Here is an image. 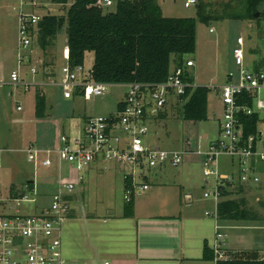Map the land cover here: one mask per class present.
I'll list each match as a JSON object with an SVG mask.
<instances>
[{
	"label": "rangeland",
	"instance_id": "rangeland-1",
	"mask_svg": "<svg viewBox=\"0 0 264 264\" xmlns=\"http://www.w3.org/2000/svg\"><path fill=\"white\" fill-rule=\"evenodd\" d=\"M157 1L166 17L197 18L196 5L185 7L187 0ZM208 1L217 9H222L229 0ZM12 2L20 9V0H12ZM69 7L70 4L61 6L43 0L36 9L30 5H25L23 9L26 13L36 12L37 15L44 17L45 15L66 16ZM109 11H115V9ZM5 14L7 33H10V22L14 21L15 11L13 8H8ZM240 36H243L246 42V63L249 68H254L253 64L264 58V22L259 26L253 21L229 19L213 21L210 25L198 21L196 52L185 55L183 61L185 64L188 60L194 62V66L188 68V72L194 78L195 86L211 88L208 96V119L198 122L185 120L180 111L182 106L178 105L172 97L165 115L162 118H156L158 115L151 117L147 122L149 133L145 137L146 142L159 146L163 150L185 153L186 164L177 168L169 167L163 171L179 180L182 176L187 177L195 186V200L200 201L198 204L204 203L202 198L208 201L212 213L208 218L213 221L212 245L216 240L214 227L216 203L213 198H205L204 193L215 190L216 181L214 178L206 179L204 176L202 153L208 150L210 141L219 136L223 106L216 88L228 81V74H237L233 52ZM66 44V25L46 51L40 48L38 37L35 35L32 39V49L30 48L34 53L31 59L25 58L21 68V77L25 84L16 87L4 83L0 86V198L9 196L13 184L18 185V189L24 190L26 183L36 178L39 195H30L31 199L36 197L37 201L25 203L23 208L25 213L28 212L26 210L28 207L34 210L31 212H36L50 205L51 196L56 188L52 182L53 175H58V168L35 169L34 163L28 160L27 153L23 150H27L31 145L42 149L56 148L62 135L68 136L70 140L76 139L84 132L87 118L115 114L118 103L123 97L125 98L128 90L125 86L110 85L104 95L94 96L90 100L80 95L68 99L64 96L63 88L53 83L54 79L48 85H40L44 82V61L46 64L52 61L48 70L58 78L60 76L62 78L65 64L62 54ZM54 53H57L55 59L52 58ZM16 54L17 52L14 55L6 54L4 60V72L8 81H10L12 69L18 67ZM94 59V52L86 54L85 71H91ZM175 67L173 59L171 70ZM32 68L36 69V74L32 73ZM38 94H43L45 98V112L42 117L37 115ZM262 96L264 97V91ZM18 107H21V110ZM261 115L264 118V112H261ZM119 134L124 139L127 137L124 132ZM189 149L196 154L187 152ZM220 163L222 174L238 176L237 165L228 168L230 160L227 157H222ZM257 166L260 183L245 186L243 192L232 196L233 198L245 197L250 209L257 215L258 219L255 221H240L242 225H264V163L258 162ZM61 169L65 178L85 179L84 183L80 182L76 185L73 192L75 201L72 206L79 210L97 214V209L105 210L107 207H112L117 210L124 204L123 181L125 173L130 171L129 166L112 161L104 163L100 161L92 164L86 171L77 173L70 164L63 162ZM205 203L207 204L206 201ZM219 224L221 225V221ZM229 233H227L229 236L227 239H231L230 241L237 235L245 233L243 244L236 242L230 248L257 249L264 255V228L259 237L255 234L256 231L243 230Z\"/></svg>",
	"mask_w": 264,
	"mask_h": 264
},
{
	"label": "built area",
	"instance_id": "built-area-1",
	"mask_svg": "<svg viewBox=\"0 0 264 264\" xmlns=\"http://www.w3.org/2000/svg\"><path fill=\"white\" fill-rule=\"evenodd\" d=\"M122 1L130 0H96L94 6L108 11L115 9ZM24 2L34 9L40 4L36 0H22V5ZM197 2L198 0H187L185 7L196 5ZM42 18L36 12L26 13L23 8L20 10L18 67L11 74V81L15 85L23 84L21 68L25 53L32 45L30 26L36 25ZM245 43L243 36H240L234 48L237 74H228V81L216 88L223 106L219 136L210 141L208 150L202 153L203 174L206 179L214 178L216 181L215 190L204 193L205 198H213L216 203V240L213 245L216 259L226 257L224 235L220 231L217 215L221 200L220 186L226 182L244 187L259 184L261 179L257 163H264V118L261 115L264 112V69L248 67ZM63 56L68 63L63 69L59 85L64 90L65 98L81 94L89 100L106 93L111 84L94 81L92 72L85 71L84 65L71 67L67 45ZM193 66L194 62L188 60L185 66L175 68L163 83L122 84L128 90L122 101V108L115 114L87 118L84 132L80 136L70 140L68 136L62 135L56 148L42 149L31 145L26 150L28 160L34 163L36 169L58 168L56 188L50 205L36 212H31L34 210L30 207L26 209L27 213L23 211L25 203L37 201L36 197L30 198L31 194L39 195L35 181L27 183L24 190L17 188L16 194L10 193L6 198H0V264H70L63 254L62 231L72 210L70 197L83 179L63 177V162L70 164L77 173L86 171L98 160L129 166L130 171L124 175L126 202L151 188L144 180L149 169L164 165L179 166L183 163L184 152L160 149L159 146L146 142L145 137L149 133L148 120L164 111L172 97H181L186 94L187 88L195 87L185 80L188 68ZM32 73H37L35 68H32ZM18 109L21 110V107ZM255 113L261 118L257 133L246 137L241 116ZM119 132L126 133L127 137L124 139ZM222 157L230 160L228 168L237 165L238 176L221 173ZM206 215L212 213L206 212Z\"/></svg>",
	"mask_w": 264,
	"mask_h": 264
},
{
	"label": "trees",
	"instance_id": "trees-1",
	"mask_svg": "<svg viewBox=\"0 0 264 264\" xmlns=\"http://www.w3.org/2000/svg\"><path fill=\"white\" fill-rule=\"evenodd\" d=\"M45 1L61 6L70 4V7L66 16L45 15L36 25H31V38L37 35L40 48L46 51L66 25L71 67L84 65L86 54L94 52L91 69L93 80L111 85L132 82L159 84L167 81L173 71L172 60L175 61V68L183 67V57L196 52L198 21L210 25L213 21L229 19L253 21L259 26L264 22V0H229L222 9H217L208 0H198L197 18L166 17L157 0L122 1L115 11L94 6L96 0ZM256 13H259V17L255 16ZM253 67L256 70L264 69V58L255 62ZM185 80L192 84L194 82L189 72ZM210 92V87L195 86L187 88L185 95L173 97L182 106L180 111L185 120L198 122L208 119ZM122 106L120 102L118 110ZM44 107V95L38 94L39 117L44 115ZM165 113L161 112L155 117L162 118ZM241 120L246 137L257 133L261 121L259 114L243 115ZM220 188L221 200L217 208L219 221L258 219L245 197H232L243 192L244 186H233L226 182ZM10 192L16 194L17 187L12 186ZM133 199L127 202L129 212ZM225 253L226 257L216 259L214 250L206 244L203 258L213 260L215 264H264V255L256 249L225 250Z\"/></svg>",
	"mask_w": 264,
	"mask_h": 264
},
{
	"label": "crops",
	"instance_id": "crops-1",
	"mask_svg": "<svg viewBox=\"0 0 264 264\" xmlns=\"http://www.w3.org/2000/svg\"><path fill=\"white\" fill-rule=\"evenodd\" d=\"M15 5L12 0H0V86L4 83L16 87L25 84L23 79V84H13L11 77L8 81L4 72L6 54L14 55L17 52L20 10L29 3L24 2L22 5L20 0V9ZM8 8L15 11L14 21L10 22V33H7L6 29L5 12ZM29 50L25 53V58L31 59L34 52ZM16 55L18 59V54ZM56 56L57 53H54L52 58ZM62 58L65 60L64 69L68 61L63 54ZM51 63L46 64L44 61L43 80L47 83L42 82L40 85H48L52 79L53 83L59 85L62 78L48 70ZM14 70L12 69V72ZM166 110L165 108L162 112L165 113ZM187 152L194 153L191 149ZM184 163L185 161L180 166ZM180 166L164 165L149 169L144 175V180L151 188L134 197L130 212L127 211L128 203L125 198L124 204L117 210L107 207L105 210L97 209V214L72 206L62 231V249L67 261L70 264H215L213 260L203 258L206 244L213 249L211 242L213 221L208 218L211 215H206V212H210L208 201L202 198L204 203L198 204L200 201L195 200V186L187 177L182 176L179 180L163 171L169 167ZM34 181L37 182L36 178L27 183L32 184ZM52 182L55 185L56 175H53ZM84 182L85 179L82 183ZM13 185L18 188V185ZM123 187L125 190V181ZM70 200L71 203L75 201L74 193ZM263 228L264 225H242L240 221H221L220 231L224 235V250H241L230 246L236 242L243 244L245 235L241 233L230 241L231 239H227L229 238L227 233L256 231L255 234L259 237Z\"/></svg>",
	"mask_w": 264,
	"mask_h": 264
},
{
	"label": "water",
	"instance_id": "water-1",
	"mask_svg": "<svg viewBox=\"0 0 264 264\" xmlns=\"http://www.w3.org/2000/svg\"><path fill=\"white\" fill-rule=\"evenodd\" d=\"M256 17H259V13H256V15H255Z\"/></svg>",
	"mask_w": 264,
	"mask_h": 264
}]
</instances>
